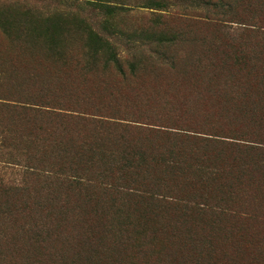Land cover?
<instances>
[{
	"label": "trees",
	"instance_id": "trees-1",
	"mask_svg": "<svg viewBox=\"0 0 264 264\" xmlns=\"http://www.w3.org/2000/svg\"><path fill=\"white\" fill-rule=\"evenodd\" d=\"M87 1L103 10L107 30L112 26L108 18L125 9L124 3ZM144 5L155 10L164 7V3L152 0ZM215 9V13H220V7ZM233 10L232 4L228 5V11ZM160 17L154 18L153 26L158 25ZM213 21L232 28L225 42L232 52L227 50L224 57L235 78L244 79L242 74L246 79L264 77V44L235 41L242 38L241 32L264 35V18L232 15ZM116 31L113 28L112 32ZM0 32L11 47L33 61V68L1 64L0 101L4 103L0 102V107L16 120L7 126L22 131L18 135L26 134L28 138L31 135L28 130L34 129L33 145L28 143L25 147L33 151L32 158L27 157V162H32L28 169L44 183L39 193H31V206H18L12 194L0 200L1 218L25 220L24 226L14 233L6 228L3 235L0 230V254L5 264H104L111 259L119 263L124 250L141 252L144 256L149 252L162 255L166 250L160 248L163 244L160 234L165 231L167 220L157 214L153 216L157 220L149 223L152 206L173 211L185 209L197 215L209 212L213 217L231 212L236 215L221 196L226 192V199L232 201L236 194L231 187L244 180L250 163H241L237 149H253L243 143L245 140L208 133L202 128L179 129L145 123L141 119L144 116L127 120L100 115L101 112L95 115L66 109L68 103L56 92L66 91L67 87L55 80L56 74H49L50 67L43 74L38 67V60L43 57L53 69L67 70L75 58L82 61L75 64L82 66L79 69L82 71L84 57L91 65L89 69L100 66L103 71L114 69L125 76L122 61L110 41L81 18L57 13L39 16L21 13L15 6L0 5ZM139 34L140 37L144 34L141 40L152 44L148 59L158 56L159 48L170 51L172 45L181 41L177 34L162 29L150 28ZM144 56L133 55L127 60L129 75H135ZM69 104L81 106L78 101ZM10 128L5 127V132L15 131ZM223 148H232L235 154L229 159L221 151ZM217 187L223 189L221 194L215 193ZM137 199H145V203L140 204ZM262 201L264 204V198ZM217 203L222 207L216 206ZM179 211L177 220L171 222L174 229L185 223ZM249 218L261 221L258 213ZM210 225L216 233L219 231L216 221ZM211 235L210 231L206 233L198 240L200 244L194 239L183 244L194 250L200 247L198 253H212L218 259ZM179 236L180 232L172 234L174 238ZM235 239H241L240 235ZM10 242L18 252L14 256ZM253 262L254 257H249L248 263Z\"/></svg>",
	"mask_w": 264,
	"mask_h": 264
},
{
	"label": "rangeland",
	"instance_id": "rangeland-1",
	"mask_svg": "<svg viewBox=\"0 0 264 264\" xmlns=\"http://www.w3.org/2000/svg\"><path fill=\"white\" fill-rule=\"evenodd\" d=\"M108 1L125 4L124 10L116 11L113 17L108 18L112 23L108 30L104 26L107 17L103 10L87 0H0V5L15 6L21 13L31 12L39 16L57 13L81 18L95 32L108 39L117 51L125 76L114 69L103 71L100 66L89 69L91 65L84 57L82 71L79 70L81 65L75 67L77 62L82 61L75 58L67 70L59 67L53 69L54 66L49 65L44 57L38 60L43 74L50 67L49 74H56L55 80L67 87L66 91L56 92L66 101L64 103H68L66 109L95 115L101 112L100 115L127 120L144 116L141 119L145 123L171 128H202L223 137L241 138L245 140L244 144L253 149H237L241 163L250 165L246 166L244 180L231 187L236 194L233 200L226 199V192L221 196L225 197L223 201L229 203L236 215L231 212L213 217L208 211L207 214L197 215L185 209L173 211L152 206L149 223L157 220L153 218L157 214L167 220L164 231L167 233L160 234L163 241L160 248L166 251L162 255L149 252L144 256L141 252L124 250L121 251L119 263L111 259L104 264H250L248 259L251 256L255 262L264 263V77L251 76L246 79L242 74L244 79L235 78L234 71L226 67L228 61L224 57L228 55L227 50L232 52V47L225 43L232 28H224L213 21L232 15L264 18V0H152L164 3L161 10L143 7L148 0ZM230 4L233 11H228ZM216 6L220 7V13L214 12ZM157 16H161L160 20L158 25L153 26L152 21ZM113 28L118 31L112 32ZM150 28L177 34L181 41L172 45L170 51L157 47L158 56L148 59L146 56L152 44L141 40L144 34L140 37L139 33ZM133 32L136 36L132 37ZM255 33L251 36L252 33L241 32L242 38L235 41H244L242 44L246 45H263L264 35ZM72 49L77 50L75 47ZM140 54L145 55L144 58L138 62L135 75H129L127 60ZM28 58L24 52L11 47L0 32V68L1 64L33 68V61ZM76 101L81 104L80 108L69 104ZM8 122L15 123L16 120L9 118L5 109L0 107V200L12 194L18 206H31V193H39L41 185H44L36 173L28 169L32 162H27V157L32 158L33 151L25 147L29 146L28 143L32 147L34 129L31 127L28 130L31 135L27 138L26 134L18 135L22 132L17 131L18 128L7 126ZM5 127L15 131L7 133ZM221 151L229 159L235 154L232 148ZM222 190L217 187L215 193L221 194ZM137 200L140 204L145 203V199ZM215 205L222 207L219 203ZM178 211L183 214L185 223L174 229L171 222L177 220ZM256 213L261 216L260 222L249 218ZM213 220L219 230L217 233L210 225ZM24 222V219L9 221L0 217V230H3V235L6 228L14 233L24 226ZM209 231L218 259L212 253H198L200 247L194 250L183 244L191 239L200 244L198 240H202ZM173 232H180V236L172 237ZM238 234L241 239H235ZM241 246L243 248H237ZM10 248L12 256L18 253L13 250L11 242ZM236 251L240 252L236 254ZM2 258L0 254V264H5Z\"/></svg>",
	"mask_w": 264,
	"mask_h": 264
}]
</instances>
